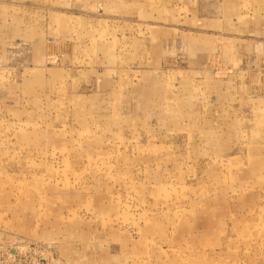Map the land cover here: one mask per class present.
<instances>
[{
    "label": "rangeland",
    "instance_id": "374dc122",
    "mask_svg": "<svg viewBox=\"0 0 264 264\" xmlns=\"http://www.w3.org/2000/svg\"><path fill=\"white\" fill-rule=\"evenodd\" d=\"M0 264H264V0H0Z\"/></svg>",
    "mask_w": 264,
    "mask_h": 264
}]
</instances>
